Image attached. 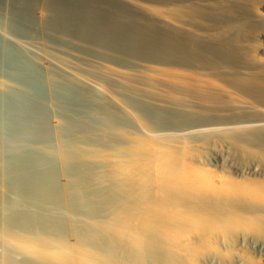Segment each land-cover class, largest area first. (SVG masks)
<instances>
[{
  "label": "bare ground",
  "instance_id": "6f19581e",
  "mask_svg": "<svg viewBox=\"0 0 264 264\" xmlns=\"http://www.w3.org/2000/svg\"><path fill=\"white\" fill-rule=\"evenodd\" d=\"M140 3L141 2H139V4ZM193 3L195 2L193 1ZM6 4L8 5L9 3H4V0L0 3V40H1L0 42H2V44H5V45L6 43H10L16 46L15 48L22 46L23 49H25V46L22 45V42L20 40L13 38L9 34H7L9 32V28L7 27L10 26V23H9L10 20L8 19L9 17L7 15L8 12H7ZM250 4H252V1ZM149 8H150V5H149ZM156 8L157 6L154 7L153 9H156ZM41 10L39 11L41 14L43 13L46 14V12L48 13V11H46L45 8H43V13L41 12ZM257 10L259 11L260 7H258ZM163 11L166 12L165 10ZM38 14L33 13L32 16L34 18L35 24L38 25L37 27L40 26L41 28L42 23H43L42 22L43 18ZM156 14L157 12L155 13V15ZM14 16H12V18ZM48 17H49V13H48ZM168 18H165V19H168ZM157 24L158 23H156V25ZM206 24L207 23H205V25ZM237 24L238 23H236V25ZM6 29H8V32ZM243 35L242 37L245 36ZM31 36H34V35H31ZM251 37L252 36H250V38ZM38 38L40 40L42 39L41 37H38ZM242 40L244 39L242 38ZM33 41H34V38H33ZM248 41L250 40H247V42ZM241 43L240 45H242ZM45 44L47 43H44V41L41 40V42L39 43V47H37L38 49L31 50V51L25 50V51L28 52L27 54L31 52L29 55L32 54L34 59L37 60V62L35 60V63L38 64L37 65L39 66L38 69L41 70L40 73L42 72L41 76L44 77V79L42 78L41 79L47 83V84H44L43 86L46 85V87H48V93L50 97H48L49 98L48 101L45 100L47 98L46 96L48 94L47 93L44 95L46 98L44 97L45 99L43 101H41L43 97H39L38 100H36V103L38 101V106L40 107V109L43 110L41 111L39 107H36L38 108V110H40L39 111L40 113L37 111L35 113L34 111L25 112L23 108H25L26 105H24L25 107H23L22 105L23 103H21L22 102L21 101L20 103L22 107L20 108L22 109V112H20L21 113L20 118L22 119L23 125L21 124L20 125L18 124V125L22 126L21 129L23 132L22 131L21 132L24 133L23 135L29 134L31 132V134H34L35 137L37 136L36 139L40 138L39 140L45 141L44 143L46 144L48 142L52 143L51 149H49L51 146H48V148H45V149L48 152L46 154H49V156H51L52 159L54 160L55 169L53 170V173L46 174L44 173V168H43V171L42 169L41 170L36 169V167L34 169L32 168V170L31 168H29L30 170L26 168L24 171H26V174H29V176L28 177L25 176L27 177V179H25L26 183L24 182V184L28 185L26 186L29 188V191L27 193H23L25 190H23L24 188L21 187L22 183L20 182H23L24 180H22V178L17 177L15 174H12L11 171L8 172L9 169H6L7 166L5 167L3 165L4 161L0 163V166H1L0 169L2 167H5L6 169L5 170L4 168H2V174H0V176H2V178L0 177L1 179L0 181L1 182L3 181V185H0V188L2 186V188L0 189V264H264V170H263L264 167H262L261 169H255L252 171H248L247 170L248 167L247 168L245 167L247 171H245V169L240 170L241 169L239 168L240 166L238 167L239 169H233L230 167H229L230 169H227L225 167V164L227 163L226 161L230 160L228 159L229 157L224 156L225 154L223 155V153L225 152H222V154H220V152L217 151L219 150L218 147H216L217 148L216 149L214 148L215 147L214 145H213L214 147L211 146V149L213 147V149L214 150L216 149V151L219 152V154L216 152V154H214L215 155L214 158H211L210 156L211 159L210 158L204 159L203 157L206 155L205 153L206 151L203 148H206L207 144H205V147L204 145H201V144L199 145L200 147L203 146L202 149L205 151L203 152V156H202V154H200L201 152L199 149L198 151L200 153H198L195 150L197 149L196 148L197 146L196 147L194 146L195 148L192 147L191 144L193 141L191 142H189L190 140L187 141L188 136L178 138L180 136L179 130H178L179 133L176 132V134L179 135L178 137L171 135L173 131L171 132V134H169L170 132L166 133L165 128H167L166 126L168 123H166L167 120L165 121L163 117L164 115L162 116L161 113L163 111H167L171 113L175 112L176 115L180 117H190V114L187 111L188 109L184 110L178 107H174L172 105L152 103L147 100L139 99L140 97L139 98L136 97L132 92H130L127 88H125V86H122V84L121 85L117 84L115 79H113L111 76H109V79L110 78L111 79L109 81V84H107L108 85L107 87H104L102 84L100 85H102L103 87H99L98 85H95L89 81L84 80V78H82L81 76L80 77L77 76V74H75L73 71L70 70L71 66L68 60L69 58L65 59L64 57L58 56L56 53H53V52L51 53V51L49 50V47L47 48L48 45L46 46ZM7 45L5 47H9V44ZM52 46L53 45H51V47ZM5 47L3 48L7 50ZM10 47L12 48L13 46H10ZM66 47L68 46L66 45ZM241 47H239V49ZM20 49L23 51L22 48ZM2 50L0 49L3 55L4 50L3 51ZM17 53L19 54L20 51ZM7 54H10V52ZM254 54H256V52H254ZM25 55L23 54V56ZM62 55H64V53ZM28 58L29 57L27 56V59ZM2 63L3 61L1 62V64ZM131 69L133 68H130L129 71H131ZM155 69H158V68H155ZM120 70L122 71V69ZM224 70L225 69L223 68V71ZM53 71H55L58 75H60L59 79L63 77L66 80V83L68 82V84H66L65 81H63L64 79H61L63 83L66 84L65 85L66 88L64 87V89H67L68 91H74L76 95L78 96L76 99L74 98L75 103H73L72 101L73 105L75 104L76 106L74 110L68 107L70 103L68 102V100H66L68 103L65 102L66 97H64V95L61 96L55 93V90L57 89V87L53 91L52 85L54 84L55 86H57L56 84H58L56 83L58 80L57 79L58 76L56 77V74ZM146 72L148 73V71ZM237 73L238 71L236 72V74ZM102 74L105 75L104 73ZM105 76H107V74ZM165 76L168 77L169 80H173L175 82H179V83L184 82V80L181 78V75L179 74H172V73L169 74L168 73V74H165ZM243 77L245 78V76ZM233 79H232V82L234 81ZM91 80L93 79L91 78ZM58 82H60V80ZM8 83L6 79L5 80L0 79V92L2 91L4 93V91H7V90L13 91L12 89H15L12 86H10L11 83L10 85ZM61 84L62 83H60L59 85ZM198 85L205 87V88H210L212 91L218 90L220 91V93H223V96L231 95L230 97H232V94L229 92V90L225 88L223 85H221L220 83H218V81L209 82V81L199 79ZM252 86H250L251 87L250 89H252ZM46 87L44 88L47 89ZM58 87L60 88L58 93H60V91L61 93L62 92L64 93L65 90L62 88V90H64L62 91L61 86H58ZM161 87L163 88L164 86H161ZM173 88L176 89V86ZM258 89H260L258 92L262 91L261 88H258ZM8 91H7V94H8ZM67 93L69 95V92ZM15 94L14 96L19 95V93L18 95H15ZM28 94H32V93L28 92L27 95ZM55 94L60 96V98L63 97L64 101L60 100V98H58V96H55ZM70 94H73V92H71ZM180 94L182 93L180 92ZM34 95H35V92H34ZM14 96L12 97L15 98ZM36 96H34L35 99H37ZM8 97H10V95ZM73 97H72V100H73ZM23 98L22 100L24 102ZM34 98H32L31 100H33ZM18 99L17 101L19 102L20 100ZM26 99L29 100L28 98ZM25 102L28 103V101H25ZM36 103L34 102V104ZM239 103H242V101ZM34 107L33 109H35ZM129 108L133 109L135 112H138V113L136 115H133V113H131L128 110ZM15 109H17V107ZM41 112H44V113H41ZM173 113L171 115H173ZM237 114H241V113L237 112ZM45 115H47V117H45ZM251 115H254V114L252 113ZM261 115H262L261 113L260 114L258 113V116H261ZM9 116L11 115L9 114ZM178 116L176 118H178ZM239 117H241V115ZM203 118L205 119V117ZM263 118L261 120H264ZM254 123L256 122L254 121ZM15 124L17 125V123ZM220 124L222 125V123ZM234 124L233 126L235 127ZM241 124L242 123H239L238 127ZM252 124L250 125L253 126L254 124L253 125ZM174 125H177V124L174 123ZM246 125L247 126L245 127L249 126L247 122H246ZM259 125H258V128L263 130L264 132V125L262 124H261L262 126H259ZM211 127H214V126H210L208 127V129ZM231 127L229 128L231 129ZM177 128L180 129V127H177ZM222 128L225 130L224 127ZM254 128H257V127H254ZM217 129L218 128H216V130ZM193 130L194 128L192 129V131ZM211 130L209 129L210 132ZM203 131H202V134H203ZM206 131L208 132L207 129ZM247 131L248 130L246 129L243 132H247ZM197 132L199 131L197 130ZM210 132L208 133L209 135H206L205 133L204 134L206 136H210L211 134ZM189 134L191 133L189 132ZM217 134L220 135L219 132ZM228 134L229 133H227V136ZM250 134L247 133L246 135H250ZM213 135L211 136V138L214 137ZM192 136L194 138L193 133L192 135H190V137ZM215 136H216V132H215ZM236 136L238 135L236 134ZM233 137L235 138V136ZM16 138H19V137H16ZM201 139H204V138H201ZM208 139L207 141L204 140V142L206 143L209 142ZM219 139L222 141L221 138ZM240 139L242 141V139L244 138L241 137ZM24 140L25 139H23L22 141ZM28 140H30V138ZM236 140L237 139H235L234 141ZM4 141L7 142V140L5 139ZM8 141L10 142V140ZM219 141L217 142L219 143ZM226 141H227V138H226ZM6 142H5V145H6L5 148L10 150V145ZM195 142L197 143L196 140ZM213 142L215 143V140ZM217 142L215 143L216 146L217 145L222 146L225 143L224 141H223L224 143L220 142V144H218ZM12 143H15V142H12ZM20 143L22 142H19L18 144ZM26 143L28 144V142ZM46 144L44 145L46 146ZM15 145L13 144L12 146L17 148V151H18V146L16 147ZM24 145L26 146V144ZM234 145L236 146V144ZM237 145H242V144H237ZM244 145L246 144L244 143ZM12 146H11V149L13 148ZM243 147H242V151L245 149V148L243 149ZM28 148L29 146H27L26 149ZM237 149L239 148H236V150ZM39 150L41 151L42 149L40 148ZM236 150H234L232 154H234ZM252 150L248 149L250 153L251 152L254 153L253 156H256L258 152L256 153ZM10 151H7V152L10 153ZM4 153L5 152H3V154ZM41 153H44V152H41ZM207 153H211V152H209L208 150ZM240 154H242L241 151H240ZM244 154L246 153L244 152ZM219 155L223 156V158L227 157V160L225 161L222 158L225 161L223 163L222 161L219 160L220 159ZM239 157H238V161L239 159H241ZM249 157H250V154H249ZM261 157L263 158L261 159L264 162V155H261ZM256 158L257 157H255V159ZM250 160H248V162ZM259 160L260 159H258V161L257 160H254V161H257L258 162L257 164L259 165ZM236 161L237 160H235L236 164L235 163L233 164L238 166L239 162L237 161L238 162L237 164ZM38 162H40V160ZM233 164L231 166H235ZM40 165H43V164L41 163ZM40 165L38 167L41 168ZM243 165H245V163L242 164L241 166ZM250 165L252 164L250 163ZM256 167L258 168V166ZM22 168L24 169V167ZM5 182H6V185L4 187ZM15 182L16 184L17 183L21 184V185L20 184H17V185H20L23 192L20 191L21 188L17 189V186L13 185ZM26 191H27V188H26Z\"/></svg>",
  "mask_w": 264,
  "mask_h": 264
},
{
  "label": "rangeland",
  "instance_id": "374dc122",
  "mask_svg": "<svg viewBox=\"0 0 264 264\" xmlns=\"http://www.w3.org/2000/svg\"><path fill=\"white\" fill-rule=\"evenodd\" d=\"M2 1L3 0H0V3ZM183 1L184 0H137V1L136 0H133V1L132 0H129V1L128 0H4V3H9L8 5L6 4L7 5V12H8L7 15L9 17L8 19L10 20V22H9L10 26L7 27V28H9V32H8V29H6L8 32L7 34L12 36L13 38L20 40L22 42V45L25 46V49H23L22 46L17 47L18 48L17 49V48H15L16 46H14L10 43H6V45L9 44V47H5L6 45L2 44V42H0V49L4 50V51L2 50L4 52L3 55H2V52L0 51V56H1L0 57V60H1L0 66L2 67V68L0 67V79H3V80L6 79L7 83L9 82L8 83L9 85L11 83L10 86L15 88V89H12L13 91L7 90L8 94L10 95L11 98L8 97L9 95L7 94V91H4V93L2 91L0 92V94L2 93L0 95V163L4 161L3 165L5 167L6 166L8 167V168L6 167V169H9L8 172L11 171L12 174H15L17 177L22 178V180H24L23 182H20V183H22V185L20 183H17V184H20L21 187L24 188L23 190H25V191L23 192L20 185H17L15 182L13 185L17 186V189L21 188L20 191H22L23 193H27L29 191V188L27 187L28 185L24 184V182L26 183L25 179H27V177L29 176V174H26V171H24L26 168L27 169L31 168V170H32V168L34 169L36 167V169H40V170L42 169V171L44 168V173H46V174L53 173V170L55 169V162L52 159V157L49 156V154H46L48 152L45 149V148H48V146H51L49 148V149H51L52 143L48 142L46 144V143H44L45 141H42V140L40 141L39 140L40 138L36 139L37 136L35 137V135L31 134V132L29 134H25L26 136L23 135L24 133H22L23 131L21 129L22 126H19L20 124L23 125L22 119L20 118V115H21L20 112H22V109L20 107H22V105H23V107H25L24 105H26L28 110L26 109V107L23 108V110L25 112H29V111L30 112L34 111V113L36 111L39 112L41 109L38 106V101L36 103V100H38L39 97H43V99L41 98L42 99L41 101H43L46 98L44 95L48 93V87H46V85L43 86L44 84H47V83L44 82V80H42V79H44V77L41 76L42 72L40 73L41 70L38 69L39 66H37L38 64L35 63L36 59H34L32 54L29 55L31 52H29V54H27L28 52L25 51V50L31 51V50L38 49L37 47H39V43L41 42V40H43L44 43H47L45 45L46 46L48 45L47 48L49 47V50L51 51V53L52 52L56 53L58 56L64 57L65 59L69 58L68 60L70 62V66H71L70 70L73 71L75 74H77V76H79V77L81 76L82 78H84V80H86V81H89L95 85H98L99 87H103V86L107 87L108 86L107 84H109V81L111 79V78L109 79V76H111L113 79H115L117 84H119V85L122 84V86H125V88H127L130 92H132L136 97H138V98L140 97L139 99L147 100V101H150L152 103L172 105L174 107H178V108H181L184 110L188 109L187 111L190 114V117H180V116L176 115L175 112H174L175 114L172 112L173 115H171L172 114L171 112H167V111H163L161 113L162 116L164 115L163 117H164L165 121L167 120L166 123H168L166 126L167 128H165L166 133L170 132L169 134H171V132L173 131L171 135L178 137L179 135H177L176 132L177 133L180 132L179 133L180 136L178 138L186 137V136L191 138V139H189L187 137V139H188L187 141H189V140H190L189 142L193 141L191 145H192V147L197 146L196 147L197 149H195V150L198 153L201 152L200 154H202V156H203V152L206 151L205 152L206 155L204 153V155H205L203 157L204 159H209L210 156H211V158H214L215 157L214 154H216V152L219 151L220 154H222V152H225V153H223V155L225 154L224 156H227V157H229L228 159H230L228 161H230L231 163L226 161L227 157L223 158V156L219 155L220 161H222L223 163L226 161L228 163V164L227 163L225 164V167L227 169H230V168L239 169V168H241L240 170H242V169L244 170L245 167L246 168L248 167L247 170L252 171V170L261 169L262 167H264V162L262 160L263 158L261 157V155H264V132H263V130L258 128L259 124H260L259 126L264 125L263 124L264 120H261L264 117V114H263L264 113V101H263L264 100V93H263L264 92V77H263L264 76V70H263V68H264V7H263L264 2L263 1L264 0L263 1L257 0L258 2L256 0H254V1L253 0H206V1L205 0H198V1L197 0H188V1L185 0L184 2ZM193 1L195 3H193ZM251 1H252V4H250ZM139 2H141L140 3L141 5L139 4ZM199 2H201V3H199ZM196 4H197V6H196ZM214 4H216V5H214ZM149 5H150V8H149ZM155 5L157 6L158 9L160 7V9L159 10L157 8L153 9L154 7H156ZM173 5H175V6H173ZM229 7H231V8H229ZM258 7H260L259 11L257 10ZM43 8H45V10L48 11L50 18L48 17V13L45 10L44 11L46 12L47 15L43 13ZM183 8H185V9H183ZM40 10L44 15L39 12ZM163 10H165L167 13L164 12ZM186 11H188V12H186ZM203 11H204V13H203ZM156 12H157V14L155 15ZM33 13H37V14L39 13L38 15H40L43 18L42 19L43 23H42L41 28H40V26L37 27L38 25L35 24L34 18L32 16ZM220 13H221V15H220ZM262 13H263V15H262ZM14 14L16 17L14 16ZM171 14H172V16H171ZM195 15H197V16H195ZM12 16H14L15 18L14 17L12 18ZM43 16H45V17H43ZM19 17H20V19H19ZM163 17H165V18L169 17V18L165 19ZM176 17H177V19H176ZM178 17H179V19H178ZM242 17H243V19H242ZM190 18H191V20H190ZM187 19H188V21H187ZM258 19H260V20H258ZM45 20H47V21H45ZM168 20H169V22H168ZM219 20H220V22H219ZM23 21H24V23H23ZM170 21H171V23H170ZM178 22H180V23H178ZM213 22L214 23L216 22L215 25ZM45 23H47V24H45ZM156 23H158V24L156 25ZM174 23L177 25H175ZM205 23H207V24L205 25ZM219 23H221V24H219ZM236 23H238V24L236 25ZM165 24H166V26H165ZM180 24H182V25H180ZM16 25H17V27H16ZM183 25H185V26H183ZM239 28H241V29H239ZM239 31H240V33H239ZM38 33H40V34H38ZM31 35H34V36H31ZM188 35H190V36H188ZM238 35H240V36H238ZM242 35L245 38L242 37ZM250 36H252V37L250 38ZM38 37H41L42 39L40 40ZM58 37H60V38H58ZM226 37H227V39H226ZM33 38H34L35 42L33 41ZM234 38H236V39H234ZM242 38L244 40H242ZM246 39L250 40V41L247 42ZM37 42H39V43H37ZM262 42H263V44H262ZM58 43H59V45H58ZM240 43L242 45H240ZM250 43H251V45H250ZM56 44L58 45V47ZM51 45H53V46L51 47ZM66 45L68 47H66ZM10 46H13V47L11 48ZM3 47H5L7 50H5ZM239 47H241V48L239 49ZM249 47H251V48H249ZM20 48H22L23 51ZM19 51H20V53L18 54L17 52H19ZM252 51H253V53H252ZM9 52H10V54H7ZM241 52H242V54H241ZM244 52L246 53V55ZM254 52H256V54H254ZM63 53H64V55H62ZM72 53H74V54H72ZM23 54L24 55L26 54L29 58L32 57L31 58L32 60L29 58L27 59V56L26 55L23 56ZM80 54H82V55H80ZM15 55H17L18 57ZM1 58H3V59H1ZM242 58H243V60H242ZM2 61H3V63H2L3 65L1 64ZM249 61H251V62H249ZM36 62H37V60H36ZM9 63H11V64H9ZM94 64H96V65H94ZM104 64H106V65H104ZM212 65H214L215 67ZM3 66H4V68H3ZM149 67L152 69H150ZM115 68H117V69H115ZM118 68H119V70H118ZM130 68H133V69H131V71H129ZM155 68H158V69H155ZM223 68L225 69L224 71H223ZM228 68H229V70H228ZM80 69H82V70H80ZM120 69H122V71ZM139 69H140V71H139ZM204 69H206V70H204ZM219 69H220V71H219ZM250 69H252V70H250ZM244 70H246V71H244ZM4 71H5V73H4ZM100 71L102 73H104L105 75L107 74V76L103 75ZM146 71H148V73ZM150 71H151V73H150ZM155 71L156 72L158 71V72L156 73ZM237 71H238V73L236 74ZM53 72H55V71H53ZM93 72H94V74H93ZM125 72H126V74H125ZM142 72H143V74H142ZM145 72H146V74H145ZM168 73L181 75V78L184 80V82L179 83V82H175L173 80H169V78L165 76V74H168ZM55 74H56V77L58 76L57 77L58 80L56 82L58 84L55 83L57 86H55L53 84L54 87L52 85L53 91L57 87L58 91L56 89L55 93L58 95H61V96L64 95V97H66V99L64 98L65 102L70 103L69 106H68V104H67V106L70 109L74 110L76 108V106H75V104L73 105V103H75V99L78 96L76 95V93L74 91H68L67 89H64V87L66 88L65 85L68 84V82L66 83V80L62 77L61 79H64L63 81H65V83H66V84H64L63 81L61 79H59L60 75H58L56 72H55ZM153 75H155V76H153ZM252 75H253V77H252ZM142 76H143V78H142ZM243 76H245V78ZM125 77H127V78H125ZM221 77H222V79H221ZM227 77L229 78V80ZM91 78L93 80H91ZM116 78H118V79H116ZM147 78H148V80H147ZM233 78H235V79H233ZM127 79H128V81L129 80L130 81L128 82ZM199 79L209 81V82L210 81H218V83H220L221 85H223L225 88H227L229 90V92L232 94V97H230L231 95L230 96L229 95L223 96V93H220V91H218V90L212 91L210 88H205V87L199 86L198 85ZM232 79L234 80L233 82H232ZM59 80H60V82H58ZM226 80H228V81H226ZM158 81H160V82H158ZM238 81H240V82H238ZM98 82H99V84H98ZM60 83H62V84L59 85ZM125 83H127V84H125ZM140 83H142V84H140ZM176 83H177V85H176ZM100 84H102L103 86ZM166 85H167V87H166ZM174 85L176 86V89L173 88V87H175ZM252 85H254V86H252ZM34 86H35V88H34ZM58 86H61V90H62V88L65 90V91L62 90V91H64V93L63 92L61 93V91H60V93H58L59 89H60ZM161 86H164V87L162 88ZM250 86H252V89H250L251 88ZM44 87H46L47 89H45ZM41 88H43V89H41ZM258 88H261L262 91L258 92L260 90ZM33 91L35 92V95H34ZM28 92L32 93V94L27 95ZM67 92H69V95ZM71 92H73V94H70ZM180 92L182 94H180ZM18 93H19V95H18ZM14 94L18 95L19 97L14 96ZM56 94H55V96H58ZM210 94H211V96H210ZM29 95L32 97H30ZM36 95L37 96L39 95V96L37 97ZM48 95H49V93L46 95L47 98L50 97V95L49 96ZM73 95H74V97H73ZM206 95H207V97H206ZM12 96H14L15 98H13ZM34 96H36L37 99H35ZM143 96H144V98H143ZM201 96L202 97L205 96V97L202 98ZM16 97H17V99L19 98L18 99V100H20L19 102L17 101ZM21 97L22 98L24 97L23 98L24 102H23ZM72 97H73V100H72ZM26 98H28L29 100H27ZM32 98H34L35 100L34 99L31 100ZM47 98L45 99L46 101L49 100V98L48 99ZM58 98H60V96H58ZM69 99L71 100V102ZM60 100L64 101L63 97H61ZM66 100H68V102ZM10 101L13 105L10 103ZM25 101H28V103ZM39 101H40V99H39ZM72 101H73V103H72ZM241 101H242V103H239ZM20 102L23 104L21 105ZM34 102L36 104H34ZM232 102H233V104H232ZM15 103H16V105H15ZM18 103H19V105H18ZM253 104H255V105H253ZM192 105H193V107H192ZM16 107L19 110L15 109ZM33 107L35 109H33ZM36 107H39L40 110H38V108H36ZM216 107H218V108H216ZM128 110L131 113H133V115H136L138 113V112H135L131 108H129ZM41 111H43V110H41ZM229 111H230V113H229ZM15 112H17V113H15ZM237 112L241 113V114H237ZM18 113H20V114H18ZM41 113H44V112H41ZM252 113L254 115H251ZM258 113L259 114L261 113L262 115L258 116ZM9 114L11 116H9ZM168 114H169V116H168ZM191 114L194 116H192ZM219 115H220V117H219ZM238 115L239 116L241 115V117H239ZM177 116H178V118H176ZM191 116H192V118H191ZM45 117H47V115H45ZM203 117H205V119ZM246 117H248V118H246ZM18 118H19V120H18ZM172 119H174V120H172ZM226 119H228V120H226ZM18 121H20V122H18ZM254 121L256 123H254ZM259 121H260V123H259ZM14 122L17 123V125L18 124L19 125L17 126ZM200 122H201V124H200ZM246 122L251 128L249 126H248L249 128L245 127V126H247ZM174 123L177 124L178 126L174 125ZM215 123H217V124H215ZM220 123H222V125ZM239 123H242L241 125H239L240 128L238 127ZM249 123L250 124L253 123L254 125L253 124L252 125L254 127H257V128H254ZM179 124H181V125H179ZM233 124L235 125L236 128L233 126ZM215 125L218 127H216ZM210 126H214V127L209 128L210 130L212 129L211 132L208 129V127H210ZM227 126H229V127L232 126L231 127L232 130ZM177 127H180V129ZM222 127H224V128L227 127V128H225V130H224ZM233 127H234V129H233ZM193 128L195 130V131L193 130L194 132L192 131ZM198 128H200V129H198ZM216 128H218V129L216 130ZM18 129H20V130H18ZM202 129L205 131H203ZM206 129L208 130V132L206 131ZM244 129L245 130L247 129L248 131L243 132V131H245ZM169 130H171V131H169ZM178 130H179V132H178ZM197 130L199 132H197ZM202 131H203V134H202ZM232 131H234V132H232ZM238 131H240V132H238ZM189 132L191 134H189ZM209 132L211 133L210 136H206V135H209L208 134ZM215 132H216V136H215ZM218 132L220 135L217 134ZM259 132H261L263 134H261ZM192 133L194 134V138L195 137H197V138L194 139L193 136L190 137V135H192ZM227 133H229L228 136H227ZM245 133L246 134L251 133V134L246 135ZM201 134L203 137L201 136ZM236 134L238 136H236ZM212 135L214 136V137H212L213 139L211 138ZM258 135H259V137H258ZM198 136H199V138H198ZM229 136H230V138H229ZM231 136L232 137L235 136V138L234 137L232 138ZM16 137H19V138H16ZM26 137H28V138H26ZM33 137H35V138H33ZM241 137L244 138V139H242V141L240 139ZM22 138L25 140L22 141L23 140ZM29 138H30V140H28ZM31 138H32V140H31ZM201 138H204V139H201ZM219 138H221L222 141ZM226 138H227V141H226ZM4 139L7 140V142L4 141ZM207 139L209 142H207V143L204 142V140L207 141ZM216 139H218V140H216ZM235 139H237V140L234 141ZM8 140H10V142ZM18 140H20V141H18ZM195 140L197 141V143L195 142ZM214 140H215V143L220 140L219 143L217 142L218 144H220V142L224 143L226 141L225 143L226 144L228 143L227 144L228 147L225 143L223 144L224 147L222 144H221L222 146H220V145L216 146L215 143L213 142ZM230 140H231V142H230ZM245 140L248 143H246ZM262 140H263V142H262ZM5 142L10 145L11 151L8 150L7 148H5L6 147ZM12 142H15V143H12ZM19 142H22V143H20L21 145L18 144ZM26 142H28V144ZM41 142H43V143H41ZM211 143H212V145H211ZM230 143H232L233 146ZM244 143L246 145H244ZM256 143H257V145H256ZM13 144L14 145L16 144L15 145L16 147L18 146V151H17V148L12 146ZM24 144H26V146ZM44 144H46L47 147ZM200 144L204 145V147H205V144H207V146L209 144V146L208 147L206 146V148H203L205 150L204 151L202 149L203 146L202 147L199 146ZM234 144H236V146ZM237 144H242L244 147L242 145H237ZM23 145H24L25 149H24ZM229 145L234 150H236V148H239V149L236 150L237 152L235 151V153L232 154L234 150L231 149L229 147ZM247 145H248V147H247ZM11 146L13 147L12 149H11ZM27 146H29L28 149H26ZM211 146H213L214 148L218 147L219 150L216 151L217 148L214 150L213 147L211 149ZM19 147H20V149H19ZM242 147H243V149L245 148L243 151L247 155L244 154V152L242 151ZM256 147L258 148V150ZM37 148H39V149L41 148L42 150L40 151ZM198 149L200 150V152L198 151ZM248 149L249 150L253 149L252 151H254L256 153L258 152L257 153L258 156L256 154H255L256 156H253L254 153L251 152L252 153L251 154L248 151ZM208 150L211 153H207ZM231 150H232V152H231ZM239 150L241 151L242 154H240ZM7 151H10V153ZM247 151L250 154V157H249V154L247 153ZM3 152H5V153L3 154ZM41 152H44L45 154L41 153ZM219 152H217V153L219 154ZM228 153L229 154L231 153V154L229 155ZM236 153H238V154H236ZM259 153H260V155H259ZM243 154L246 156H244ZM45 155L46 156L48 155V156L46 157ZM235 155H237V156H235ZM241 155H242V157H241ZM251 156H253V157H251ZM232 157H234V158H232ZM238 157L241 158V159H239V161H238ZM255 157H257V158L255 159ZM235 158H237V159H235ZM242 159H243V161L244 160L245 161L243 162ZM250 159H252V160H250ZM258 159L261 160V161L259 160V165L257 164ZM39 160H40V162H38ZM235 160H237L239 162V164H238V162L236 161L238 166L235 165L236 164ZM248 160H250V161L248 162ZM254 160H257V161H254ZM52 162H54V163H52ZM262 162H263V164H262ZM39 163L40 164L42 163L43 165H40ZM233 163H235V164H233ZM241 163L242 164L245 163V165L241 166L242 165ZM250 163L252 165H250ZM232 164L235 165L236 167L231 166ZM260 164H262V165H260ZM13 165H14V167H13ZM39 165L41 166V168L38 167ZM251 166L253 169L251 168ZM256 166H258V168ZM5 167H2V168L5 169ZM17 167H18V169H17ZM22 167H24V169ZM2 168L0 169V174H2ZM21 168H22V170H21ZM247 170L245 169V171H247ZM263 170H264V168H263ZM25 176H27V177H25ZM0 177L2 178V176H0ZM0 183H1L0 185H3V181L2 182L0 181ZM5 185H6V182L4 184V187H5ZM1 188H2V186H1ZM26 188H27V191H26Z\"/></svg>",
  "mask_w": 264,
  "mask_h": 264
}]
</instances>
